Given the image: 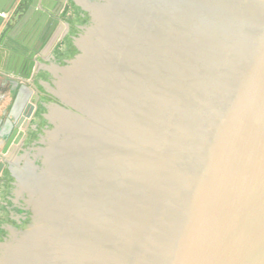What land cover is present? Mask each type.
I'll use <instances>...</instances> for the list:
<instances>
[{"label": "water", "instance_id": "obj_1", "mask_svg": "<svg viewBox=\"0 0 264 264\" xmlns=\"http://www.w3.org/2000/svg\"><path fill=\"white\" fill-rule=\"evenodd\" d=\"M4 58L0 264H264V0H0Z\"/></svg>", "mask_w": 264, "mask_h": 264}, {"label": "crops", "instance_id": "obj_2", "mask_svg": "<svg viewBox=\"0 0 264 264\" xmlns=\"http://www.w3.org/2000/svg\"><path fill=\"white\" fill-rule=\"evenodd\" d=\"M69 10L63 15L62 19L68 20ZM24 35V28H19L13 33V39H22ZM10 39V41H13ZM7 64L6 59L1 63V68H3ZM2 70V69H1ZM0 70V127L2 122H5L7 119L6 113L9 110L13 97L16 91V85L13 84V80L11 76L4 74ZM22 83V82H19Z\"/></svg>", "mask_w": 264, "mask_h": 264}, {"label": "flooded vegetation", "instance_id": "obj_3", "mask_svg": "<svg viewBox=\"0 0 264 264\" xmlns=\"http://www.w3.org/2000/svg\"><path fill=\"white\" fill-rule=\"evenodd\" d=\"M68 5L69 6H71L70 5V2H68ZM70 17H72V16H74V9L73 8H71L70 10ZM68 44V43H67ZM70 47V45H67V48H66V52H65V54L67 53V50L69 49V47ZM70 49H71V47H70ZM40 77H42V74L41 73H37L35 76H34V82H37V80L40 78ZM43 97H41V99H42ZM10 109V108H9ZM39 109L40 108H38L37 110H36V112H35V114L33 115V118H32V120H31V123H39V117H38V112H39ZM6 116H7V119H6V121L5 122H2V124H1V127H0V148H1V146L3 145V142H4V139L9 135V132H10V129L11 128H9V124H10V121H11V119H12V116L10 115V112H9V110L7 111V113H6ZM28 135L30 136V135H32V131L30 130V128L28 129ZM5 174L7 175V176H5ZM8 178H9V176H8V174H7V172H5V171H2V173L0 174V184L1 185H5V183H8ZM4 186H1L0 187V190L3 188ZM2 204H3V202H0V205L2 206Z\"/></svg>", "mask_w": 264, "mask_h": 264}, {"label": "trees", "instance_id": "obj_4", "mask_svg": "<svg viewBox=\"0 0 264 264\" xmlns=\"http://www.w3.org/2000/svg\"><path fill=\"white\" fill-rule=\"evenodd\" d=\"M70 8H73L74 9V17L72 16V17H68V21L69 22H81L83 19L79 16V10L72 4V3H70ZM69 45V44H68ZM69 47V46H68ZM72 50L70 49V47H69V49L67 50V53H70ZM39 119H40V117H39ZM39 122H40V124L42 123V121H41V119L39 120ZM31 137V136H30ZM5 176H7L6 174H5ZM10 180V178H8V181ZM1 186H4L1 190H0V194H1V192L3 193L2 195H5L6 194V192H7V186H8V183H5V185H1L0 184V187ZM4 197V196H3ZM0 210H2L3 212H4V216H5V220H8L7 219V212H6V210L4 209V207L3 206H1L0 205ZM9 221V220H8Z\"/></svg>", "mask_w": 264, "mask_h": 264}, {"label": "rangeland", "instance_id": "obj_5", "mask_svg": "<svg viewBox=\"0 0 264 264\" xmlns=\"http://www.w3.org/2000/svg\"><path fill=\"white\" fill-rule=\"evenodd\" d=\"M2 194H3V193L1 192V194H0V202L2 201V197H3Z\"/></svg>", "mask_w": 264, "mask_h": 264}]
</instances>
